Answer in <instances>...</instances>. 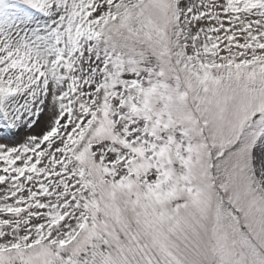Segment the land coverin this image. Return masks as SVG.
<instances>
[{"label": "snow or ice", "instance_id": "1", "mask_svg": "<svg viewBox=\"0 0 264 264\" xmlns=\"http://www.w3.org/2000/svg\"><path fill=\"white\" fill-rule=\"evenodd\" d=\"M0 264H264V0H0Z\"/></svg>", "mask_w": 264, "mask_h": 264}]
</instances>
